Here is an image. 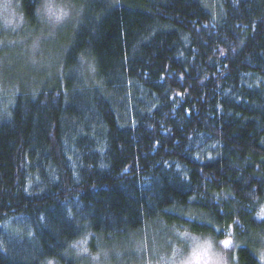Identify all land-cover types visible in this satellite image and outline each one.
Segmentation results:
<instances>
[{
  "label": "trees",
  "instance_id": "16d2710c",
  "mask_svg": "<svg viewBox=\"0 0 264 264\" xmlns=\"http://www.w3.org/2000/svg\"><path fill=\"white\" fill-rule=\"evenodd\" d=\"M75 1L60 71L0 115V264H80L82 237L163 224L261 264L264 0ZM18 2L37 27L40 0Z\"/></svg>",
  "mask_w": 264,
  "mask_h": 264
},
{
  "label": "rangeland",
  "instance_id": "374dc122",
  "mask_svg": "<svg viewBox=\"0 0 264 264\" xmlns=\"http://www.w3.org/2000/svg\"><path fill=\"white\" fill-rule=\"evenodd\" d=\"M70 1V2H69ZM40 0L37 12L39 25L25 28L18 0H0V37L14 36L1 44L9 52L0 59V115L12 103V96L21 86L38 82V76L54 79L60 71L62 52H65L68 36L72 37L83 6L76 1ZM116 3L117 0H108ZM27 35L25 36L23 34ZM6 35V36H8ZM67 36V38H66ZM69 39V38H68ZM84 73L91 71L90 62L82 63ZM16 71V72H15ZM38 75V76H37ZM17 80L19 82H17ZM147 226L127 241L105 243L106 246L91 249L102 239L82 237L69 250L80 264H231L236 262V246L233 236L221 240L180 231L174 226ZM230 242L226 244L225 242ZM264 248V245H263ZM264 264V249L257 255Z\"/></svg>",
  "mask_w": 264,
  "mask_h": 264
},
{
  "label": "snow or ice",
  "instance_id": "6c2138e0",
  "mask_svg": "<svg viewBox=\"0 0 264 264\" xmlns=\"http://www.w3.org/2000/svg\"><path fill=\"white\" fill-rule=\"evenodd\" d=\"M225 243H226V244H229L230 242L226 241Z\"/></svg>",
  "mask_w": 264,
  "mask_h": 264
}]
</instances>
